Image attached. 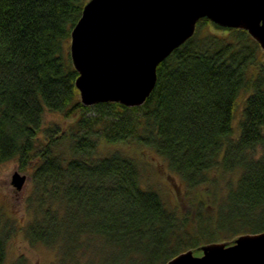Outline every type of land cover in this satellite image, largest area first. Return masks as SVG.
<instances>
[{
  "label": "trees",
  "instance_id": "16d2710c",
  "mask_svg": "<svg viewBox=\"0 0 264 264\" xmlns=\"http://www.w3.org/2000/svg\"><path fill=\"white\" fill-rule=\"evenodd\" d=\"M87 0H0V162L31 172L25 235L50 264H166L181 252L264 231V49L242 28L195 34L157 68L137 106L83 103L71 38ZM244 98L240 132L234 119ZM46 111L73 118L44 125ZM164 157L187 194L143 187L137 159ZM0 207V264L17 232ZM15 264H28L21 257Z\"/></svg>",
  "mask_w": 264,
  "mask_h": 264
},
{
  "label": "water",
  "instance_id": "95a60500",
  "mask_svg": "<svg viewBox=\"0 0 264 264\" xmlns=\"http://www.w3.org/2000/svg\"><path fill=\"white\" fill-rule=\"evenodd\" d=\"M81 15L70 50L86 106L143 104L158 65L195 34L202 18L246 29L264 49V0H89ZM25 182L16 170L11 183L22 190ZM200 248L201 255L190 249L166 264H264V231Z\"/></svg>",
  "mask_w": 264,
  "mask_h": 264
},
{
  "label": "rangeland",
  "instance_id": "374dc122",
  "mask_svg": "<svg viewBox=\"0 0 264 264\" xmlns=\"http://www.w3.org/2000/svg\"><path fill=\"white\" fill-rule=\"evenodd\" d=\"M88 1L89 0H87V2ZM210 23L209 29L214 32L220 33L227 30V28L219 26L211 20ZM244 98L245 97H241L239 99V105L235 113L234 131L236 135L240 132V121L245 105ZM44 121L46 127L53 121H58L64 129L70 125L73 118L65 119L57 112L46 111ZM114 147L121 149L123 152L137 159L143 176V187H153L157 189L172 205L178 202L180 195L182 197L187 194L185 183L180 176L172 173L167 165L166 159L157 154L153 149L146 146H132L127 144H121L120 146L116 145ZM114 147H108L102 144L99 150L101 154H105L113 151L115 149ZM16 170L22 175H26V182L22 190H17L11 183L12 176ZM0 173H5V175L0 176V207L5 210L6 216L17 228L16 234H14L9 241L5 264H15L21 257H26L28 264H50L57 256L56 250L43 244L33 246L24 234L25 231L23 228L26 227L29 220H31V213L28 211L26 203L27 196L32 188L31 172H29V170H20L17 159H11L0 162ZM226 243H232V241H226ZM201 246L202 245H200V247ZM200 247L192 249L196 255L202 254Z\"/></svg>",
  "mask_w": 264,
  "mask_h": 264
},
{
  "label": "clouds",
  "instance_id": "9594fccd",
  "mask_svg": "<svg viewBox=\"0 0 264 264\" xmlns=\"http://www.w3.org/2000/svg\"><path fill=\"white\" fill-rule=\"evenodd\" d=\"M3 175H5V173H0V176H3Z\"/></svg>",
  "mask_w": 264,
  "mask_h": 264
}]
</instances>
